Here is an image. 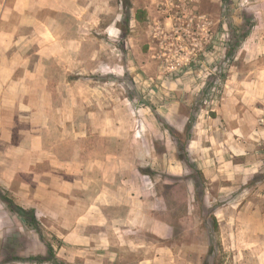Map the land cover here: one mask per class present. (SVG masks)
<instances>
[{"label":"rangeland","instance_id":"374dc122","mask_svg":"<svg viewBox=\"0 0 264 264\" xmlns=\"http://www.w3.org/2000/svg\"><path fill=\"white\" fill-rule=\"evenodd\" d=\"M100 3L75 62L45 65L64 108L50 113L48 148L67 163L123 153L146 216L133 222L97 191L61 192L57 207V195L29 201L0 184L18 206L0 197V264H54L29 203L58 264H264V0ZM76 209L87 215L73 238Z\"/></svg>","mask_w":264,"mask_h":264},{"label":"crops","instance_id":"0c3cea01","mask_svg":"<svg viewBox=\"0 0 264 264\" xmlns=\"http://www.w3.org/2000/svg\"><path fill=\"white\" fill-rule=\"evenodd\" d=\"M100 6V0H0V184L8 191L23 193L29 201L33 196L51 201L57 195V207L61 192L97 191L99 199L106 200L114 211L123 207L125 216L131 214L136 218L133 222L139 223L146 212L134 190L141 187L143 176L138 169L129 176L123 153L106 152L104 157L89 158V164L81 163L79 153L70 158L77 161L67 163L62 154L48 148L50 113L64 108L53 105L45 65L52 60L75 62L86 40L84 23L89 20L88 26L95 28L91 22L96 21ZM86 166L92 172L87 177L79 173ZM68 174L71 179L66 178ZM60 205L57 215L62 217L66 203ZM85 213L74 211L73 238L82 235ZM94 223L99 225L98 220ZM153 229L158 235L168 233L160 225ZM99 238L98 234L89 236Z\"/></svg>","mask_w":264,"mask_h":264},{"label":"trees","instance_id":"16d2710c","mask_svg":"<svg viewBox=\"0 0 264 264\" xmlns=\"http://www.w3.org/2000/svg\"><path fill=\"white\" fill-rule=\"evenodd\" d=\"M246 36V35H245ZM228 54H231V51L228 52ZM155 110V108H154ZM194 124H195V116L193 115V117L188 121L187 123V126H186V134H188V138H186V140H182L181 138H178V148L180 149V151H182L183 153L180 155V157L185 160L187 158V160L189 159L188 157V153H186V147H187V143H188V140L191 138L192 136V133H193V128H194ZM0 197L5 199L7 202H8V205L14 209L16 207H18L15 203V200L13 197H11L10 195H3L2 192H1V185H0ZM20 208V207H19ZM23 208H21L22 210ZM25 210L26 212V215L28 217L27 221H28V225L29 226H34L37 228L42 240L46 243V246L48 248V254H49V257L48 259H52L54 260V264H58L57 262V258H56V252H55V248L53 246V244L49 241H46L45 240V237H44V233L43 231L37 227V222H38V219H37V215H36V210L34 208H31L29 210H26V209H23ZM37 257L36 256H31L28 258L29 261H34Z\"/></svg>","mask_w":264,"mask_h":264}]
</instances>
